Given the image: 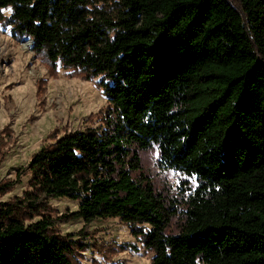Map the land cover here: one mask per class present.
Instances as JSON below:
<instances>
[{
  "label": "trees",
  "instance_id": "16d2710c",
  "mask_svg": "<svg viewBox=\"0 0 264 264\" xmlns=\"http://www.w3.org/2000/svg\"><path fill=\"white\" fill-rule=\"evenodd\" d=\"M0 22L51 76L97 78L108 105L16 169L29 178L0 200V264H81L88 223L112 217L149 264H264V0H0ZM152 144L190 193L154 187ZM58 197L77 207L57 214ZM126 246L91 243L107 259Z\"/></svg>",
  "mask_w": 264,
  "mask_h": 264
},
{
  "label": "rangeland",
  "instance_id": "374dc122",
  "mask_svg": "<svg viewBox=\"0 0 264 264\" xmlns=\"http://www.w3.org/2000/svg\"><path fill=\"white\" fill-rule=\"evenodd\" d=\"M8 9L4 7L1 11L7 15ZM24 39L27 38L15 40L9 26L0 22V182H14L11 189L0 192L1 201L20 195L27 188L29 173L18 176L16 169L24 166L33 152L64 132L98 125V113L102 114L108 106L96 84L97 78L70 75L62 67L51 76L30 47L21 45ZM140 154L144 170L157 190L165 189L170 195L193 190L196 184L193 177L177 169L158 166L156 145L152 144ZM48 203L59 214L74 210L78 201L58 197L50 198ZM176 223L174 219L171 230L176 228ZM82 225V219L77 218L58 223L56 228L67 233L75 232ZM87 230L85 240L89 246L81 251V264L150 263L152 253L130 234L128 224L118 218L94 219L88 223ZM112 242L129 243L135 249L126 246L107 259L91 247V243L109 245Z\"/></svg>",
  "mask_w": 264,
  "mask_h": 264
},
{
  "label": "bare ground",
  "instance_id": "6f19581e",
  "mask_svg": "<svg viewBox=\"0 0 264 264\" xmlns=\"http://www.w3.org/2000/svg\"><path fill=\"white\" fill-rule=\"evenodd\" d=\"M30 44H31V41H30V39H24L23 41H22V46L23 47H25V48H27V47H30Z\"/></svg>",
  "mask_w": 264,
  "mask_h": 264
},
{
  "label": "water",
  "instance_id": "95a60500",
  "mask_svg": "<svg viewBox=\"0 0 264 264\" xmlns=\"http://www.w3.org/2000/svg\"><path fill=\"white\" fill-rule=\"evenodd\" d=\"M23 39V38H22ZM28 39H30V38H28ZM30 41H31V44H30V47H31V45H32V40L30 39Z\"/></svg>",
  "mask_w": 264,
  "mask_h": 264
},
{
  "label": "snow or ice",
  "instance_id": "6c2138e0",
  "mask_svg": "<svg viewBox=\"0 0 264 264\" xmlns=\"http://www.w3.org/2000/svg\"><path fill=\"white\" fill-rule=\"evenodd\" d=\"M9 12H11V9H8Z\"/></svg>",
  "mask_w": 264,
  "mask_h": 264
}]
</instances>
